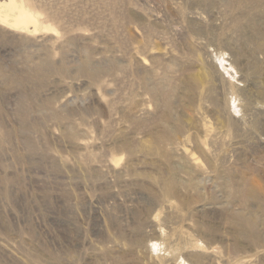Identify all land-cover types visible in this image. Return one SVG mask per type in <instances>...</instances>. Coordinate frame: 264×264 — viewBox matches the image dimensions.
Returning a JSON list of instances; mask_svg holds the SVG:
<instances>
[{
    "label": "rangeland",
    "instance_id": "374dc122",
    "mask_svg": "<svg viewBox=\"0 0 264 264\" xmlns=\"http://www.w3.org/2000/svg\"><path fill=\"white\" fill-rule=\"evenodd\" d=\"M18 1L0 264H264V0Z\"/></svg>",
    "mask_w": 264,
    "mask_h": 264
},
{
    "label": "bare ground",
    "instance_id": "6f19581e",
    "mask_svg": "<svg viewBox=\"0 0 264 264\" xmlns=\"http://www.w3.org/2000/svg\"><path fill=\"white\" fill-rule=\"evenodd\" d=\"M21 3H24V1ZM21 3L18 0H9L4 3L0 2V23L10 26V29L14 27L16 30L22 29V31H29L33 28L35 33L39 28H42V22L39 24L41 20L38 21V16L36 17L35 13L31 12L30 9L27 10Z\"/></svg>",
    "mask_w": 264,
    "mask_h": 264
}]
</instances>
